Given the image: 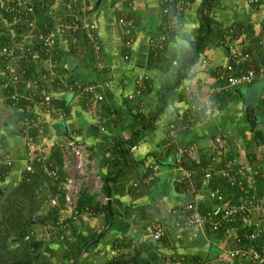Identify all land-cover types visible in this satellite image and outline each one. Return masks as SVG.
<instances>
[{
	"label": "crops",
	"instance_id": "obj_1",
	"mask_svg": "<svg viewBox=\"0 0 264 264\" xmlns=\"http://www.w3.org/2000/svg\"><path fill=\"white\" fill-rule=\"evenodd\" d=\"M81 1L86 3L88 9L94 2L98 5L96 0ZM172 3L170 1L169 6ZM200 5L201 0L184 3L180 26L174 31L175 35L161 57L154 58L150 65L151 53H157L155 44L166 20L162 13L165 7L163 0H101L98 8L88 11L87 19L97 27L96 40L100 45L98 59H88L90 56H87L86 60L83 54L71 55L69 37L64 32V24L60 22L51 31L59 43L55 51L61 52L58 64L51 57L42 59L36 53L38 50L32 49V36L26 34H20L22 39L18 38L8 47V52L13 54L3 53L5 48L0 50V58L5 56L7 60L6 63L0 60V76L8 75L7 81H12L9 95L18 94L20 99H26L29 102L26 110L36 115L42 123L35 146L50 155L54 146L64 149L69 140L85 142L93 160L92 171L99 181L82 180L80 188L95 195L99 208L106 204L108 206V201H105L107 193L103 191L105 180L119 172L117 181L109 182L113 214L109 228L105 230L108 219L104 211L96 214L84 212L74 219L75 233L68 242L86 247L79 264L125 262L136 255L133 253L135 247L143 245L148 249L141 252L156 255L161 264H176L177 259H182V264H196V259L217 258L229 249L232 232L174 231L164 241H157L151 229L155 215L166 218L174 208L187 201L196 200L209 205L211 189L207 179H203L200 188L194 192L190 188L184 192L176 185L178 177L185 173L188 175L186 170L175 167L176 157L185 153L195 162L204 159L215 168L225 157L214 144V138L221 135L231 158L246 166L260 164L257 160L261 156L259 150L262 142L255 133L262 131L264 136L261 116L264 113V75L259 74L250 83L212 94L218 103V110L211 116H205L203 105L207 99L206 93L219 84L216 79L218 69L223 70L229 58L223 46L210 43L200 51L193 64H187L186 54L194 50L200 36ZM60 6L58 3L54 9L59 11ZM213 17L224 25L251 27L250 33L241 32V50L250 52V59L256 61L258 66L264 65V56L259 54V47L264 41V0L254 4L250 0H218L213 7ZM120 19L131 23L128 26L132 35L130 48L124 46L127 25L121 24ZM11 33L15 35L12 30ZM26 57H32L34 72L25 86L20 78L23 72L18 68ZM68 71L85 84H108L97 94H102L118 110L123 119L121 124L116 126L112 121H107L102 116V107L92 102L93 99L90 101L87 94L77 96L67 92L64 85L70 74ZM141 75L150 82L149 90L135 96L136 80ZM253 87L256 88V95L249 100L247 91ZM42 94L53 98L65 97L68 110L55 114L49 107H39ZM131 94L135 99L128 98ZM8 100L12 99L0 84V131L14 160V167L5 182L0 184L18 185L23 167L28 162V146L25 135L3 127L4 120L19 126L20 108L15 103H8ZM223 102L225 104L220 108ZM249 107L257 110L258 125H252ZM115 137L128 150L129 167L124 171L113 172L112 169L113 159L108 147ZM135 138L138 140L129 146ZM157 158H162V161L156 180L144 193L133 191L134 183ZM66 207V204L59 203L58 196L51 197L47 190L40 193L36 202L39 214L44 216L58 209L61 221L71 214ZM40 221L32 225L29 238L44 242V248L50 250L51 256L45 259L46 262L68 264L69 248L62 242L63 234L59 238L54 237L49 229L50 222L45 219L44 222ZM60 229L64 230L63 233L67 231L63 226H59ZM66 234L70 235V232ZM117 239L121 240L122 245L126 242H130V245L115 248ZM118 257L123 259L118 260Z\"/></svg>",
	"mask_w": 264,
	"mask_h": 264
},
{
	"label": "built area",
	"instance_id": "obj_2",
	"mask_svg": "<svg viewBox=\"0 0 264 264\" xmlns=\"http://www.w3.org/2000/svg\"><path fill=\"white\" fill-rule=\"evenodd\" d=\"M43 0H0V16L2 10L4 13H10L15 16L13 23H21L24 21L20 17L29 16L34 14V8ZM168 1H175L176 6L174 11L171 10ZM187 0H163L165 7L162 9L163 15L166 17L165 23L162 27L160 34L156 41V48H161V44L167 39L169 33L176 31L180 26L181 14L184 9V3ZM263 0H250L251 3H259ZM68 7L70 9L78 8V11H72L75 17L73 24L68 27L69 29H83L95 57L98 59L100 53V45L96 40V24L87 19L88 7L84 1L81 0H68ZM213 15V8H212ZM19 17L16 19V17ZM80 21V24L77 23ZM119 22L127 25L126 40L124 46L131 47L132 35L128 30L131 23L120 19ZM27 24V23H26ZM28 31L24 30L23 26H19L21 35L26 34L32 36L34 44H43L46 47V54L50 53L53 48L54 38L50 32L48 35L34 33L35 25L29 23ZM23 29V31H22ZM235 27L229 26L224 30L223 39L221 40L222 46L228 54V63L218 69L216 76L218 85L210 88L206 95L207 99L203 105V112L205 116H211L218 110V103L212 98V94L220 93L222 91L233 89L234 87L242 84L252 82L258 77L256 72V65L250 59V53L243 52L242 46L237 45L238 42L233 40ZM14 33V31L12 30ZM22 39V38H21ZM236 43V44H235ZM262 44V43H261ZM5 54L11 55V51L5 48L2 51ZM261 70H264V65H259ZM147 77L141 75L136 80L135 96L141 95V87H144V82ZM12 81H7L2 84L3 90L10 88ZM108 87L106 85L85 84L78 82L74 87L73 84L67 83L64 88L67 92L74 93L79 96L82 93L90 95L93 100H102V94H97L99 89ZM12 100L18 101L20 97L18 94L9 95L10 90H5ZM135 96L128 95L129 99H135ZM39 107H49L53 96L42 94L40 95ZM20 108V107H19ZM20 116L18 119L19 127L25 131L27 139L28 162L26 165L27 170H31L33 161L40 163L42 169L47 173L53 185L64 195V202L66 206L73 213L74 219L80 216L79 211L75 210V205L81 190L82 180H95L99 179L92 171L93 160L90 158L88 146L85 142L80 140H69L64 148L62 165L55 166L52 161H49V155H46L41 148L35 146L39 136H32L29 134L30 130H36L41 133L42 123L36 115H32L30 111L19 109ZM38 133V135L40 134ZM224 137L217 135L214 138V144L217 151H221L225 155L224 159L218 163L214 169L222 177L226 178L231 187L236 188L237 192L234 197L219 191L211 190L209 193V205L203 204L196 200L187 201L186 203L174 208L172 212V219L167 222L160 216H154L152 220V235L155 240L161 239L167 232L176 231L178 233H196L204 232L207 227L212 232H232L231 242L229 249L221 256L208 261H201L199 264H264V218L262 212L264 211V144L260 145V159L258 164H251L250 166L242 165L236 161V158H231L228 151L226 152V143ZM68 153V154H67ZM67 154V155H66ZM70 158V159H68ZM180 161V156L178 157ZM12 158L7 148L6 142L0 131V167L11 166ZM179 169H183L179 167ZM61 173H65L63 180H60ZM159 173V164L155 161L148 166L147 172L134 183L135 188L143 187L148 188L154 182ZM211 170L205 174V179L210 178ZM190 175L185 173L176 179L178 187H187L196 191L198 189L189 181ZM256 180H262L263 186L256 183ZM108 201V198L105 199ZM90 213L89 210L81 211V213ZM262 217V219H261ZM69 233L68 231L65 232ZM65 235H62L64 237ZM29 239V235L25 237ZM182 259H177L176 264H182Z\"/></svg>",
	"mask_w": 264,
	"mask_h": 264
},
{
	"label": "trees",
	"instance_id": "obj_3",
	"mask_svg": "<svg viewBox=\"0 0 264 264\" xmlns=\"http://www.w3.org/2000/svg\"><path fill=\"white\" fill-rule=\"evenodd\" d=\"M58 0H43L41 3H39L34 8V15H37L36 21V27L34 29V33L36 34H43L48 35L50 34L52 29L55 28L56 24H64V32L67 33L69 37V53L71 55H80L83 54L85 56V59H93L95 57L92 45L89 43V40L86 37V33L83 31V29H67V27H70L73 22L75 21V17L73 15L72 11H78V8L70 9L68 7V2L63 3V0H60V8L57 14L56 21L52 17V10L53 5ZM191 1V0H187ZM170 1H168L169 3ZM218 0H201L200 5V36L196 40V43L194 44V50L188 52L187 55V64L191 65L197 58V55L202 52L210 43L215 44L216 46L221 45L222 46V39L224 30L229 26H234L235 31L233 35V40L238 42L237 45H241L242 39L241 33L243 30L244 33H250L252 30L251 27H244L241 24H230V25H224L223 23L217 22L215 19H213L212 15V8L215 7ZM101 3V1H100ZM99 3V4H100ZM98 5L94 4L89 9V12L91 10H94L95 8H98ZM176 6L175 1L170 4V8L172 11H174ZM70 12V13H69ZM69 13V14H68ZM19 17L17 16L16 19ZM21 20L25 17H20ZM15 16L10 13H4L2 10V14L0 16V50L3 48L9 49L11 43L18 40V38H22L20 36L21 30L19 26H23L25 31H28L26 28L27 24L22 21L21 23H14L12 25V28H8L4 24L5 22H14ZM36 19V18H35ZM60 22V23H58ZM77 23L80 24V21H77ZM70 25V26H69ZM11 30L14 31V36L11 33ZM23 31V29H22ZM250 31V32H249ZM24 32V31H23ZM174 32L169 33L167 36V39L161 44V48H158L156 51L157 53H151L150 57V63L153 62L154 58L161 57L162 53L166 50L167 44L170 42V40L174 36ZM96 36V34H95ZM236 44V43H235ZM9 47V48H8ZM78 48V50H77ZM34 50H38L36 53L42 58L47 59L48 57L54 58L55 64H58L59 58L61 55V52L55 51V48L53 50L46 54V47L41 44H34L32 47ZM57 49V48H56ZM260 53L262 57L264 56V41L261 44V47H259ZM248 52V51H246ZM250 53V52H248ZM156 54V55H154ZM251 54V53H250ZM81 56V55H80ZM0 60L4 63L7 62L5 56L1 57ZM70 65H72L71 61ZM256 62V61H255ZM253 61V63L255 64ZM74 63V62H73ZM256 66V72L259 74L264 75V70H261V68L255 64ZM73 69V67H72ZM71 69V70H72ZM19 71H22L23 74L20 76L21 82H24V85L26 86L25 82L29 78H31V75L34 72V62L32 57L24 58L21 60V64L18 68ZM70 73V71H68ZM8 75L0 76V84H4L7 82ZM20 80V79H19ZM78 82H82L80 80H76V78L73 76L72 73H70L67 77V83L73 84L74 87L77 85ZM149 81L146 80L144 82V87H141V94H145L149 89ZM60 84V83H59ZM9 89L12 92V88L8 87L5 90ZM14 92V91H13ZM88 99L91 101L92 98L90 95H87ZM65 98V97H64ZM64 98H53L51 101V104L49 106V109L51 112H55V114L66 112L68 110V101ZM264 101V98H263ZM12 102L15 103L17 107H20L21 109L26 110V99L21 98L18 99V101L15 100H8V103ZM92 102H95L102 107V116L108 121H112L114 125L118 126L120 121L123 119L120 118L121 115L118 113V110L116 108H113L106 99L102 100H94ZM224 102L220 105V108L224 106ZM60 110H57V109ZM119 116V117H118ZM140 116V115H139ZM108 124V123H107ZM264 124V113L262 114V125ZM145 127V125L142 124V127ZM143 132V131H142ZM39 130H30L29 134L32 136H39L38 135ZM139 134L138 132H135ZM20 134V133H19ZM256 137L261 138V144H264V136L262 131H257ZM138 140L137 138L133 139V141L130 143L129 146H133ZM27 147V153H28ZM63 147L54 146L51 149V153L49 155V161H52V163L55 164V166L62 165L63 161ZM108 152L112 156V169L113 172H117L118 170H126L129 167L128 162V150L121 146V141L119 138L115 137L111 140V143L108 147ZM10 153V152H9ZM251 159V156H250ZM158 164L161 163L162 158H157L155 160ZM26 165L23 167V170L21 172V179L18 185H12V184H5L2 187L6 189L5 195L2 197L0 201V261L5 262H19V263H31V264H51L50 262H46L45 259L49 258L51 256L50 250L48 248H44V242L37 241L34 237H30L29 239H25L27 235L30 234L32 225L37 222V220H41L40 222H44V219L48 222H50V232L52 235L56 238H59L64 232V230H59V226H63V229L69 231V236H64L62 239V242L64 244L68 245L69 248V254L67 255V259L69 260L68 264H74L75 260L77 259L81 249L85 246H80L79 244L74 245V243H69L68 240L72 234H74L76 226L74 225V215L71 213L68 217L63 219L61 221L59 216L58 209H54L48 212V214L42 216L39 214L38 210L36 209V202L41 192L44 190H47V192L50 194L51 197L58 196L59 203L65 204L63 199V194L61 191L58 190L57 185H53L51 179L47 175V173L42 169L41 165L37 161H33L31 170L26 169ZM175 167H181L187 172H189L190 178L189 181L195 186L196 189L200 188L201 182L203 179H205V174L208 170H211V176L208 178V183L211 190H219L226 194H228L230 197H234L237 190L234 187H231L227 181L226 178L222 177L220 174H218L214 169L213 166H210V163L205 161L204 159H201L199 162H195L193 159H191L188 155L185 153L180 156V161H178V157L174 160ZM14 167V160L12 159L11 166H1L0 167V183H4L6 178L8 177L9 173L11 172L12 168ZM65 173H61L60 180L64 179ZM109 176V175H108ZM115 180L114 182H116ZM153 183V182H152ZM151 183V184H152ZM177 185V184H176ZM110 187V184L104 183L103 185V191L106 194L108 189ZM180 188V187H179ZM187 187H181L182 191L188 190ZM133 191H139L145 192L147 189L143 187H139L138 189L135 187H132ZM59 193V195H57ZM62 195V196H61ZM184 204V203H183ZM182 205V204H180ZM179 205V206H180ZM67 208V207H66ZM75 210L79 211V214L81 215V211L89 210L91 214H96L99 211H104L106 220L108 219V206L107 204L103 207L98 206L96 203V197L95 195L89 194L86 189L83 188L79 192V196L75 205ZM83 213V212H82ZM156 216V215H155ZM80 217V216H78ZM154 218V217H153ZM167 222L172 219V212H170V215L168 217H162ZM153 220V219H152ZM49 224V223H48ZM152 225V222H151ZM152 229V228H151ZM206 231H211L209 227H207ZM174 232V231H173ZM212 232V231H211ZM61 233V234H60ZM172 232H167L161 239L157 241H164L167 235H169ZM215 234L219 233H226L224 230H221L219 232H212ZM153 236V235H152ZM96 237V236H95ZM231 241V239H230ZM17 244V245H15ZM15 245V246H14ZM130 242H126L122 245L121 240H116L114 247L117 248V246H129ZM232 246V242L230 244ZM148 248L146 246H139L135 247L133 250L134 254H137L141 251H147ZM153 261H155L157 264H161L159 262V259L156 255H151ZM118 260H122L123 258L118 257ZM195 259V258H194ZM214 258H206L204 260L196 259V264H199L201 261H208L212 260ZM45 262H41V261ZM132 264H150L146 259L139 258Z\"/></svg>",
	"mask_w": 264,
	"mask_h": 264
},
{
	"label": "water",
	"instance_id": "obj_4",
	"mask_svg": "<svg viewBox=\"0 0 264 264\" xmlns=\"http://www.w3.org/2000/svg\"><path fill=\"white\" fill-rule=\"evenodd\" d=\"M101 0H96V3L99 4ZM248 114H249V118L252 122V125L255 126V125H258L260 120H259V116L257 114V110L254 108V107H249V111H248ZM3 127L5 128H10L11 130H15L16 132H19L20 134H23L25 135V131L17 126V125H14L10 122H7V121H3ZM118 175H119V172H117L114 177H110L108 179L105 180V183L108 184L109 182H113L114 180H116L118 178ZM108 189V192H107V198H108V214H109V218H108V221H107V224H106V227H105V230H107L109 228V226L111 225V220H112V217H113V214H112V210H111V205H110V196H111V191L109 188ZM6 193V189L4 187H0V201L2 199V197L5 195ZM105 231L102 232V234L104 233ZM101 237V235L97 238V240H99ZM86 250V247L83 248L80 252V254L78 255L77 259L75 260L74 264H79V261L83 255V253L85 252ZM139 258H144L146 259L150 264H157L155 261H153L152 257L150 256V254L146 253V252H140V253H137L136 255H134L133 257H131L129 260L125 261V262H115L113 264H132L134 263L136 260H138ZM0 264H31V263H19V262H5V261H0Z\"/></svg>",
	"mask_w": 264,
	"mask_h": 264
},
{
	"label": "rangeland",
	"instance_id": "obj_5",
	"mask_svg": "<svg viewBox=\"0 0 264 264\" xmlns=\"http://www.w3.org/2000/svg\"><path fill=\"white\" fill-rule=\"evenodd\" d=\"M68 0H63V3H65V2H67ZM55 5H58V1H56L55 2V4L53 5V10H52V12H53V14H52V17H53V19L56 21V19H57V13H58V9H54V7H55ZM65 5H66V3H65ZM36 18V19H35ZM24 20V22L25 23H27V25L29 24V23H31V24H33V25H35V27L37 26L36 25V21L35 20H37V15H34V14H31V15H29V16H25V18L23 19ZM4 24H5V26L6 27H8V28H12V25H14V23L13 22H8V21H6L5 22V20H4ZM26 25V26H27ZM27 29H29L28 28V26L26 27ZM30 30V29H29ZM54 40V43H53V45H52V48H55V46L57 45V43H58V40H57V38H56V36H55V38L53 39ZM59 44V43H58ZM57 47V46H56ZM62 79H65V78H62ZM247 94H248V96H249V100H253L254 99V97H255V95H256V88H250L248 91H247ZM262 116V115H261ZM256 183L258 184V185H260V186H263V182H262V180H256ZM3 185L2 184H0V187H2ZM62 196V195H61ZM64 196V195H63ZM63 199H64V197H63ZM65 203V202H64ZM262 214V217L264 218V211L261 213ZM262 217H261V219H262ZM63 235H65V233H63ZM66 236V235H65ZM15 245H17V244H15ZM14 245V246H15Z\"/></svg>",
	"mask_w": 264,
	"mask_h": 264
}]
</instances>
